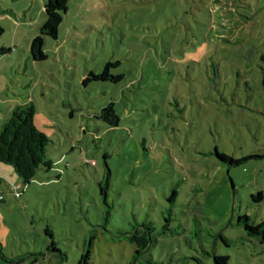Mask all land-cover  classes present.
I'll list each match as a JSON object with an SVG mask.
<instances>
[{"label":"rangeland","instance_id":"374dc122","mask_svg":"<svg viewBox=\"0 0 264 264\" xmlns=\"http://www.w3.org/2000/svg\"><path fill=\"white\" fill-rule=\"evenodd\" d=\"M45 1L0 0V126L32 105L50 166L24 186L0 163V264H58L51 240L64 264H139L117 237L146 222L156 263L264 264L237 226L264 221V0H69L38 62ZM107 63L118 83H83Z\"/></svg>","mask_w":264,"mask_h":264},{"label":"trees","instance_id":"16d2710c","mask_svg":"<svg viewBox=\"0 0 264 264\" xmlns=\"http://www.w3.org/2000/svg\"><path fill=\"white\" fill-rule=\"evenodd\" d=\"M68 1L69 0L45 1L43 5L45 21L39 27V34L32 39L29 47L30 56L34 61L39 62L46 59V55L43 52L45 37L57 40L63 16L68 10ZM2 34L3 29L0 27V37ZM5 53V49H0V54ZM260 61V71L262 77L261 85L264 89V54L261 56ZM111 66L114 65L110 63L105 64L102 72L99 74L89 72L83 80V83L86 84L91 80L111 82L114 84L118 83L122 76L110 75L109 68ZM34 114L35 111L32 105L17 107L11 113L10 117L0 126V163L11 167L16 175L21 179L24 186L29 185L40 167L50 168V166H46L45 164V155L49 140L42 132L35 128L33 124ZM98 117L110 127L117 126L119 122V118L115 114L112 101L101 109ZM215 154L221 161L228 163L229 166H236L239 164L238 161L230 159L223 154H219L217 151H215ZM17 187L21 188L20 185H17ZM11 188H15L14 186H10L9 189L11 192L18 194V191L15 192ZM175 194L176 193L174 191L172 195ZM0 197V203L4 202L1 195ZM261 199V193L256 196H252V200L255 202ZM237 226H241L244 232V234L240 236V239L250 242H252L251 240H255L261 245L264 243V221L259 224H251L249 218L244 216L238 218ZM164 230H166V226H164ZM50 233L51 231L46 228L45 234L52 239L53 236L50 235ZM158 235L159 234L155 233V227L153 224L146 222L141 225H136L130 231H119V237L117 238L126 240L135 245L133 261L139 264L142 262L145 264H161L154 262L151 256L148 255L151 246L156 243ZM220 237L222 236L220 235ZM222 240L226 243L223 238ZM48 252L55 256L58 264L65 263L67 259L66 254L59 251L52 240L50 241ZM88 257L89 251L87 250L86 253L81 255L79 264H88ZM212 257L214 264H227L228 262L227 256L217 255L212 252ZM0 260L7 262L1 250ZM195 261L197 264H202L199 259H195Z\"/></svg>","mask_w":264,"mask_h":264},{"label":"built area","instance_id":"2783aa9c","mask_svg":"<svg viewBox=\"0 0 264 264\" xmlns=\"http://www.w3.org/2000/svg\"><path fill=\"white\" fill-rule=\"evenodd\" d=\"M12 190H14L15 192H17L18 191V189L17 188H11ZM0 199H1V197H0Z\"/></svg>","mask_w":264,"mask_h":264}]
</instances>
